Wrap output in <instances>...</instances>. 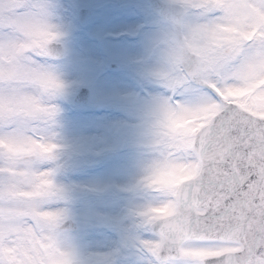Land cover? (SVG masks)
Wrapping results in <instances>:
<instances>
[{
    "label": "snow or ice",
    "instance_id": "6c2138e0",
    "mask_svg": "<svg viewBox=\"0 0 264 264\" xmlns=\"http://www.w3.org/2000/svg\"><path fill=\"white\" fill-rule=\"evenodd\" d=\"M175 3L141 250L148 264H264V0ZM47 16L39 0H0V264H73L62 212L42 208L55 170L30 166L59 148L45 135L57 108L43 96L63 87L46 64L59 36Z\"/></svg>",
    "mask_w": 264,
    "mask_h": 264
},
{
    "label": "rangeland",
    "instance_id": "374dc122",
    "mask_svg": "<svg viewBox=\"0 0 264 264\" xmlns=\"http://www.w3.org/2000/svg\"><path fill=\"white\" fill-rule=\"evenodd\" d=\"M39 2L59 33L55 41L66 47L63 60L46 58L63 87L49 103L43 98L44 107L57 108L45 135L59 148L54 159L30 164L44 170L42 178L55 170L58 192L42 208L80 223L79 232L58 234L73 264H148L140 241L150 228L138 213L159 202L142 181L158 157L150 129L157 98L167 93L155 72L172 25L156 17L146 0ZM82 6L93 8L83 24L77 16ZM110 62L117 67L109 69ZM83 85L92 92L91 103L74 105L72 96Z\"/></svg>",
    "mask_w": 264,
    "mask_h": 264
},
{
    "label": "water",
    "instance_id": "95a60500",
    "mask_svg": "<svg viewBox=\"0 0 264 264\" xmlns=\"http://www.w3.org/2000/svg\"><path fill=\"white\" fill-rule=\"evenodd\" d=\"M148 3L150 5V8L158 16L163 17L164 19L172 23L171 14H172V10L178 7L176 3L167 2L163 0H148ZM89 13H90L89 10L81 9L79 11L80 20L83 21L84 18ZM50 47L52 50V54L50 55V57L54 59H61L64 56L65 51L61 43L53 41ZM89 97H90V90L87 87H81L78 90L74 100L79 103H86ZM61 227L75 229V223L71 219H67L65 222H63Z\"/></svg>",
    "mask_w": 264,
    "mask_h": 264
},
{
    "label": "clouds",
    "instance_id": "9594fccd",
    "mask_svg": "<svg viewBox=\"0 0 264 264\" xmlns=\"http://www.w3.org/2000/svg\"><path fill=\"white\" fill-rule=\"evenodd\" d=\"M44 101L46 103H49V97L48 96H43ZM184 119H187L185 116ZM26 152L29 151L30 149L28 147H25L24 149ZM143 185L147 188H156L159 187L160 181L157 179L156 176H153L151 172L143 179L142 181Z\"/></svg>",
    "mask_w": 264,
    "mask_h": 264
},
{
    "label": "flooded vegetation",
    "instance_id": "af4514ba",
    "mask_svg": "<svg viewBox=\"0 0 264 264\" xmlns=\"http://www.w3.org/2000/svg\"><path fill=\"white\" fill-rule=\"evenodd\" d=\"M58 232H64V230H57Z\"/></svg>",
    "mask_w": 264,
    "mask_h": 264
}]
</instances>
